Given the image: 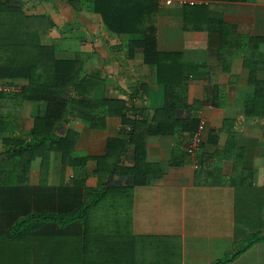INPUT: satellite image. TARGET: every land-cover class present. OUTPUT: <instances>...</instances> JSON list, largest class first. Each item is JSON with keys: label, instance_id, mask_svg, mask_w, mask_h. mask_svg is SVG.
<instances>
[{"label": "crops", "instance_id": "crops-1", "mask_svg": "<svg viewBox=\"0 0 264 264\" xmlns=\"http://www.w3.org/2000/svg\"><path fill=\"white\" fill-rule=\"evenodd\" d=\"M73 1L77 0H20V3L25 15L31 18V29L39 35L42 45L56 46V58L60 61H79L83 65L82 75L91 80L92 99L129 104L133 97L144 95L146 114L152 116L165 103V89L158 82L157 67L145 64L141 48L132 49L129 33H112L100 14L85 8L75 10ZM154 1L158 3L155 16L158 51L181 54L184 62L201 67L185 83L189 103H199L206 131L205 146L182 166L170 164L175 137L152 136L147 140V161L159 165L163 175L152 176L148 185L137 186L134 190V235L154 245L153 248L156 246L154 250L141 253V257L145 255L142 264H163L164 252L171 260L174 255L178 256L179 264H264V114L260 117L246 115V99L253 94L248 84L250 72L242 58L230 48V43L236 42L231 35L235 34L233 29L245 37L264 38V0ZM6 2L10 1L0 0V3ZM201 6L203 9L198 10ZM259 51L260 60L264 62V44ZM258 76L264 80V71ZM13 84L22 91L27 81ZM213 88L223 90L225 107L212 105ZM141 106L139 100L137 107ZM45 112L46 104L42 102L0 101L3 119L0 153L4 139L10 135L16 138L30 134L35 119L43 117ZM121 125V118L112 117L106 120L103 130H93L81 119L72 117L67 123H61L55 134L64 137L69 131L78 133L76 152L93 159L105 155L109 140L128 139L120 133ZM214 131H220L218 143L209 145ZM188 144L182 145L184 152ZM226 149L228 159L221 163L210 159L214 152ZM128 150L122 158L123 166L131 165L134 146H129ZM203 160L210 167L218 164L225 179L234 174L236 161L239 171L251 173L250 179L246 186L238 188L196 186L197 163ZM48 163V170L42 175L41 159L33 162L29 185L0 187V264H35L33 258L31 262L28 259L32 252L26 253L30 245L12 231L16 220L30 205L46 206L52 211L59 208L62 212L81 205V200L86 201L84 190L78 193L77 199L63 190L72 186L74 173L71 167L63 165L61 154L53 152ZM95 167L94 162L88 163L87 187L90 189H97L101 183L120 186L128 182L125 177H99ZM4 168L11 169L8 165L1 169ZM42 180L45 186L38 189ZM69 236L82 239V233L71 231L60 232L54 237L60 240L63 253L68 250L63 242L66 243ZM38 248L32 245V249ZM73 250L80 258L77 264H82L81 248L76 246ZM240 250L241 254L233 260H226L231 251ZM69 258L68 255L61 257L59 264H71Z\"/></svg>", "mask_w": 264, "mask_h": 264}, {"label": "trees", "instance_id": "trees-1", "mask_svg": "<svg viewBox=\"0 0 264 264\" xmlns=\"http://www.w3.org/2000/svg\"><path fill=\"white\" fill-rule=\"evenodd\" d=\"M9 1L0 3V84L14 85L16 81L26 80L27 86L17 93L0 92V101L42 102L46 104V112L43 117L35 119L30 134L16 138L10 135L4 139L0 153V187L11 188L19 183L29 185L33 162L41 159V173L44 175L48 170L50 155L58 152L62 156L63 165L71 167L74 173L72 186L63 190L73 194L75 199L84 190L86 199L84 202L81 200V205L69 207L62 212H59V208L52 211L46 209V206L38 208L30 205L23 216L16 220L12 231H16L19 234L16 237L30 245L26 253H32L30 257H26L30 262L33 258L35 264H59L61 257L65 258L66 255L70 257L69 263L77 264V259L80 258L73 252L76 246L82 250V264H142L145 255L141 257V253L154 250L156 246L153 248L154 245L151 246L146 240L143 242L134 235V190L137 186L148 185L152 176L163 175L159 165L147 161V140L152 136H173L176 144L170 164L182 166L191 161L190 155L181 147L190 143L202 118L199 103H189L188 85L185 81L194 76L201 67L184 62L181 54L158 51L156 1H73L75 10L85 8L100 14L112 33H129L132 49L141 48L145 64L157 67L158 82L165 89L164 106L152 116L147 115L145 109H141L142 119L132 121L127 117L129 104L92 99L91 80L82 75L83 65L79 61L58 60L55 54L57 47L42 45L39 35L31 29V18L25 15L20 0ZM201 9L202 6L198 10ZM233 31L235 34L231 35H234L236 42L230 43V48L234 49L236 56L242 58L244 66L249 70L248 84L253 89V94L246 99V115L260 117L264 114V80H260L258 75L264 71V62L260 60L259 49L264 44V38L253 39L239 35L235 29ZM211 90L212 88L208 89L207 94ZM221 91L223 92L220 88H213L211 102L214 107L223 108L226 105L225 95ZM136 98L138 97H133L132 100ZM136 108L137 105L133 110L140 111ZM72 117L81 119L93 130H103L108 118L119 117L122 120L120 133L128 139L109 140L107 151L102 157L91 159L80 156L75 150L78 133L69 131L64 137L55 134L58 126L67 123ZM2 120L0 117V123ZM128 127L131 131H128ZM219 133L220 131L211 133L209 145H217ZM129 146H134L130 157L131 165L123 166L122 158L129 153ZM225 151L214 152L210 159L223 162L222 160L228 159L227 149ZM91 161L95 163V174L99 177H125L127 184L115 186L101 183L97 189H90L87 187V166ZM214 164L210 167L204 160L197 163L196 186L228 185L238 188L247 185L251 173L243 169L239 171L240 166L236 161L234 174L229 179H225L220 173V166ZM3 165H8L11 169L2 170ZM44 186L45 182L42 180L37 188ZM70 230H80L82 239L69 236L67 242H63L68 248L65 255L60 249V240L54 237L59 236L60 232ZM48 235H52L51 238ZM34 244L40 248L32 249ZM242 250L237 253L231 251L226 260H233ZM167 255L168 253L164 255L166 264L172 262Z\"/></svg>", "mask_w": 264, "mask_h": 264}, {"label": "built area", "instance_id": "built-area-1", "mask_svg": "<svg viewBox=\"0 0 264 264\" xmlns=\"http://www.w3.org/2000/svg\"><path fill=\"white\" fill-rule=\"evenodd\" d=\"M20 88L16 85H10V84H0V92L4 93H17L20 92ZM140 100V103H142L143 106H141L140 111L133 110V107H135ZM145 106H147V99L144 95H139L136 99H130L129 101V112H128V119L134 121H140L142 119L143 111L141 109H145ZM138 109V107L136 108ZM128 131H131V128H127ZM205 124L204 121L201 122L197 132L193 136L192 140L190 141L189 145L187 146V153L190 155L191 158H195L199 149L203 146L205 143Z\"/></svg>", "mask_w": 264, "mask_h": 264}, {"label": "rangeland", "instance_id": "rangeland-1", "mask_svg": "<svg viewBox=\"0 0 264 264\" xmlns=\"http://www.w3.org/2000/svg\"><path fill=\"white\" fill-rule=\"evenodd\" d=\"M35 162V161H34ZM71 232H80V230H75V231H73V230H70ZM69 231V232H70ZM163 243V242H162ZM164 247H166V245H164ZM171 251V250H170ZM41 253H42V250L40 251ZM160 252H161V249H160ZM159 251H158V253H160ZM164 253H166L167 254V252H164ZM161 254H163V252H161ZM173 254V253H172ZM169 255V254H168ZM174 255V254H173ZM171 256V255H170ZM161 259H162V262H163V264H166L165 263V257H163V256H161ZM178 260V256H176V255H174L173 257H172V263L173 264H175V263H177V264H179V261H177Z\"/></svg>", "mask_w": 264, "mask_h": 264}]
</instances>
